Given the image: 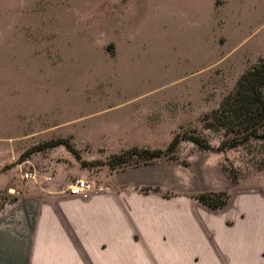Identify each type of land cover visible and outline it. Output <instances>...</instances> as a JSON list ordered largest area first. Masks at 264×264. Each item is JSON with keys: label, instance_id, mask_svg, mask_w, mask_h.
<instances>
[{"label": "rangeland", "instance_id": "obj_1", "mask_svg": "<svg viewBox=\"0 0 264 264\" xmlns=\"http://www.w3.org/2000/svg\"><path fill=\"white\" fill-rule=\"evenodd\" d=\"M0 39V248L98 264L46 192L84 179L114 219L169 234L176 210L221 262L264 259V123L219 105L264 51V0H0ZM131 147L162 152L109 162Z\"/></svg>", "mask_w": 264, "mask_h": 264}, {"label": "crops", "instance_id": "obj_2", "mask_svg": "<svg viewBox=\"0 0 264 264\" xmlns=\"http://www.w3.org/2000/svg\"><path fill=\"white\" fill-rule=\"evenodd\" d=\"M1 45L0 39V55ZM68 187L56 182L52 183L46 192L53 201L56 195L58 197L57 212L61 217L59 223L64 222L66 227L72 228L75 249L69 251L74 254H101L99 261H95L98 264H229L221 262V246L208 244L209 238L204 235L195 237L188 233H178L179 221L175 214L176 210L170 216L169 234H154L145 232L146 229H153L154 223L145 222L140 216L122 217L119 214L114 219L113 201L116 200L110 196L97 193L98 195L83 199L77 195L62 194L63 189L67 190ZM116 210H118L117 206ZM188 218L187 215V220ZM191 223L194 228H198L194 220ZM182 228L190 230L191 225L187 221ZM17 253L16 248L1 247L0 264H85L80 260L69 263L19 261L12 256ZM54 253L62 252L59 249ZM250 253H259L257 237ZM115 254L119 255L116 260L113 258ZM192 255L196 256L192 257ZM255 258L257 259V256ZM234 264H264V259L260 262L248 263L240 258Z\"/></svg>", "mask_w": 264, "mask_h": 264}, {"label": "trees", "instance_id": "obj_3", "mask_svg": "<svg viewBox=\"0 0 264 264\" xmlns=\"http://www.w3.org/2000/svg\"><path fill=\"white\" fill-rule=\"evenodd\" d=\"M220 109H227L239 120L236 125L238 131H252L257 125L264 123V51L257 60L238 77L233 90L227 94ZM194 140V139H193ZM176 138L172 137L168 146L172 147ZM67 148L69 145L64 143ZM161 150L131 147L122 152L113 154L109 162L121 163L134 155L154 158L161 154Z\"/></svg>", "mask_w": 264, "mask_h": 264}, {"label": "built area", "instance_id": "obj_4", "mask_svg": "<svg viewBox=\"0 0 264 264\" xmlns=\"http://www.w3.org/2000/svg\"><path fill=\"white\" fill-rule=\"evenodd\" d=\"M33 174L31 171H24L22 173V179H28L32 178ZM46 181H49L51 179L50 175H47L44 177ZM93 185L91 182L84 180V179H77L74 181L72 185H70L67 190L71 195H78L80 197H87L89 193L92 191Z\"/></svg>", "mask_w": 264, "mask_h": 264}]
</instances>
